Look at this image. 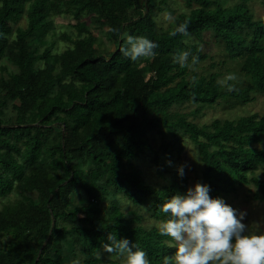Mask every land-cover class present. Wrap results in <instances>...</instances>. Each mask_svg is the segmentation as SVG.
<instances>
[{
  "label": "trees",
  "instance_id": "trees-1",
  "mask_svg": "<svg viewBox=\"0 0 264 264\" xmlns=\"http://www.w3.org/2000/svg\"><path fill=\"white\" fill-rule=\"evenodd\" d=\"M248 1L184 0L188 10L174 16L176 24L190 21L185 37L170 35L174 24L156 29L154 13L166 0H0V58L17 67L0 77V115L9 101L14 109L7 118L0 117V197L13 189L23 195L0 207V264H65L76 245L90 258L69 264L114 262L97 258L109 232L146 251L150 264H163V257L175 249L158 227L125 219L112 201L113 211L103 219L94 202L108 199L110 188L134 204H147L157 220L166 219L160 205L185 194L189 177L178 172L162 186L145 181L133 159L152 148L151 130L173 139L185 134L196 144L211 197L230 205L227 197L237 185L253 183L252 198L264 201V179L247 175L259 167L264 171V113L199 125L170 110L180 102L206 104L225 97L243 104L252 93L264 92V16L255 18ZM58 14L77 19L79 31L71 45L54 53L50 46H41L53 27L52 16ZM86 14L99 19V27L108 26L104 32L115 44L113 50L99 48L98 37L82 19ZM21 16L24 26L17 24ZM205 32L223 49L219 61H210L211 68L242 57L240 68L249 78L236 85L238 91L218 83L219 70L198 74L173 62L181 51L197 55L199 61L211 59L202 47ZM127 35L157 43L156 57L133 62L123 56L119 49ZM190 36L197 40L189 41ZM78 164L88 168L78 169ZM76 188L90 200L66 208ZM77 209L84 210L83 223L70 229L57 226L59 217Z\"/></svg>",
  "mask_w": 264,
  "mask_h": 264
},
{
  "label": "rangeland",
  "instance_id": "rangeland-1",
  "mask_svg": "<svg viewBox=\"0 0 264 264\" xmlns=\"http://www.w3.org/2000/svg\"><path fill=\"white\" fill-rule=\"evenodd\" d=\"M223 4H231L236 0H220ZM164 8L160 11H155L154 19L156 22V29H163L169 23L164 20V15L167 12L175 15L179 11L188 10L184 0H166ZM249 7L255 18L264 16V0H249ZM89 24V29L98 37V45L101 50L107 52L113 50L115 44L112 43L105 35V30L108 28L107 25L99 27L98 21H94L91 15L86 14L82 17ZM101 20V19H100ZM53 27L47 32L45 39L46 42L41 46H50L52 52H60L67 46L71 45V40L78 34V28L76 26L77 19L72 17L70 14H58L52 16ZM14 26V23L11 22ZM17 24L22 26L25 25V17L21 16ZM207 41L202 43V47L212 54V58L200 60L195 65V72L198 74H206L213 69L219 70L222 74L218 77L219 80L223 79L228 73H236L239 77V83L237 85H243L248 80V75L244 74L241 70L240 65L242 63V57L234 59H228L224 65L216 66L215 68L210 67V61H219L223 57V49L220 43H217L213 37L205 32L204 35ZM189 41L197 40L194 36L188 38ZM38 66L42 65V60H39ZM192 69V68H191ZM9 71H17V67L12 64L7 58H0V77L6 76ZM231 83V82H230ZM227 89V88H226ZM252 99L243 104L237 103L231 97L219 98L214 103H203L197 104L190 101L180 102L172 105L171 111L185 113L187 119L194 121L201 125L209 123L214 118H237L240 115L248 114L251 112H257L258 114L264 113V92L252 93ZM12 102L2 109L0 117L7 118L9 115L14 113ZM57 131H62L61 126L57 125ZM149 143L152 146L150 150L140 153L139 156L133 159V163L140 169L145 181L155 186H162L165 183L177 177V173L180 168H183V172L188 175V188H191L195 183L206 184V180L202 177L203 163L200 158L197 146L192 142L189 137L185 134H180L177 139L169 138L164 133L158 130H151L148 132ZM74 164L77 160L70 156ZM78 169L86 170L87 165L78 164ZM249 177L255 175L259 178L264 179V171L262 167L257 168L253 172H248ZM256 187L253 183H246L237 185L236 190L232 191L227 200L230 205L237 210L238 213H243L244 218L242 223L249 226V231H264V201L256 200L252 198V191ZM34 197L37 196V191L31 193ZM108 199L102 202L95 200L96 209L98 216L103 219L108 218L110 212L113 210L110 207L111 201L115 203L120 210L123 211V217L125 219L133 220L134 224H140L145 228L152 226L158 227L160 220L152 217L150 208L147 204H134L127 199L122 192H114L110 188L107 191ZM23 195L18 190H12L6 196L0 197V207L4 203H12L17 200H22ZM90 199L87 195L76 188L69 194V199L65 202L66 208H72L73 206H81L86 204ZM84 210L77 209L72 215L66 216V218L57 219V226L70 229L73 224L83 223ZM5 237H2L4 240ZM69 236H67V239ZM64 242V241H63ZM170 243V241H168ZM67 247V246H66ZM65 252V251H64ZM62 252V254H64ZM101 253V257H109L113 261L111 262H100L99 264H123V257H113L103 251L102 246L97 251ZM90 257L81 250L79 245H76L74 250L67 254L65 264L69 263H81Z\"/></svg>",
  "mask_w": 264,
  "mask_h": 264
},
{
  "label": "clouds",
  "instance_id": "clouds-1",
  "mask_svg": "<svg viewBox=\"0 0 264 264\" xmlns=\"http://www.w3.org/2000/svg\"><path fill=\"white\" fill-rule=\"evenodd\" d=\"M164 20L175 25L170 35H190V21L176 24V17L170 12L165 13ZM110 30L119 32L116 28ZM158 47L145 36L127 35L125 46L119 51L137 62L154 59ZM173 62L181 68L195 70L199 57L181 51L173 56ZM218 83L228 91H238L239 77L228 73ZM179 174L183 175V168ZM209 192L208 185L195 183L185 194L173 195L160 205L166 219L158 225L159 234L169 237L168 246L175 249L171 256L163 257V264H264V231H249V226L242 223L243 213H238L223 198L211 197ZM107 241L102 245L103 251L123 257V264H150L147 252L127 238L117 239L114 232H109ZM100 257L98 252L97 258Z\"/></svg>",
  "mask_w": 264,
  "mask_h": 264
}]
</instances>
